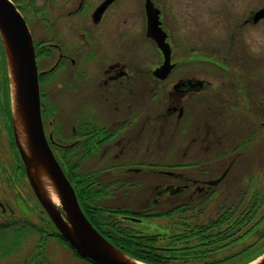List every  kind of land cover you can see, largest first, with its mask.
<instances>
[{"label": "flooded vegetation", "instance_id": "af4514ba", "mask_svg": "<svg viewBox=\"0 0 264 264\" xmlns=\"http://www.w3.org/2000/svg\"><path fill=\"white\" fill-rule=\"evenodd\" d=\"M11 1L34 40L46 136L73 184L97 172L109 200L142 213L121 217L178 226L157 245L168 264H230L264 245V0ZM3 59L0 223L16 207L6 184L36 210ZM63 103L75 106L59 119Z\"/></svg>", "mask_w": 264, "mask_h": 264}, {"label": "water", "instance_id": "95a60500", "mask_svg": "<svg viewBox=\"0 0 264 264\" xmlns=\"http://www.w3.org/2000/svg\"><path fill=\"white\" fill-rule=\"evenodd\" d=\"M105 6L102 4L98 8L96 17L103 13ZM147 16L150 28L158 29L160 33L157 11L149 3ZM159 33L155 32L154 36L159 46L164 48L165 37ZM0 38L10 80V108L15 141L30 185L56 227L55 234L78 255L94 264H147L110 242L83 211L76 190L46 136L41 110V73L38 70L34 40L25 18L11 0H0ZM20 130L25 137V146L20 141ZM44 175L51 180L58 194V205L52 202L44 189L41 180ZM122 219L139 222L138 218L132 216H122ZM255 261V264H264V252L246 264Z\"/></svg>", "mask_w": 264, "mask_h": 264}, {"label": "trees", "instance_id": "16d2710c", "mask_svg": "<svg viewBox=\"0 0 264 264\" xmlns=\"http://www.w3.org/2000/svg\"><path fill=\"white\" fill-rule=\"evenodd\" d=\"M0 48L3 58H5L1 39ZM80 177L81 182L79 185L72 184L76 190L83 211L93 225L110 242L131 257L147 264H166V253L157 246L160 241L159 238H154L152 234L143 232L135 227V225L124 221L121 217V215L131 214L139 216L142 213H138V211L132 212L131 209L109 200V194L107 196L105 195L104 185L100 182L97 172L91 173L89 177L87 175ZM70 181L72 182L71 179ZM111 182L112 179L109 177L105 189H111L113 187ZM251 207L253 206L251 205ZM45 227L56 230L51 220L47 224L43 225L41 223L39 226L16 218L3 220L0 223V261L8 258L16 251L19 245L18 236L27 231L36 232L39 236V246L44 247L46 242ZM51 235L57 236L55 232L51 233ZM60 239L67 244L62 238ZM68 247L71 248L69 245ZM74 253L76 256L82 258L75 251ZM87 261L94 264L89 260ZM23 264H49V260L45 257L43 251H39L31 260H25Z\"/></svg>", "mask_w": 264, "mask_h": 264}, {"label": "rangeland", "instance_id": "374dc122", "mask_svg": "<svg viewBox=\"0 0 264 264\" xmlns=\"http://www.w3.org/2000/svg\"><path fill=\"white\" fill-rule=\"evenodd\" d=\"M186 8V5L182 2V11ZM187 28H191V25H188ZM193 28V26H192ZM5 61L3 59L2 50L0 48V119L3 116V111L5 108L4 99L6 97L5 92ZM8 69V67H7ZM78 104V103H77ZM75 105H72L71 103H63L59 104L58 110H59V119L63 118L65 115L69 114L72 108ZM9 107L10 102H9ZM51 105H47V112L45 113V117L47 123L50 119H53L51 115ZM11 110V109H10ZM50 129H52L53 125H48ZM178 140V137L176 136L174 138V141L172 140V143L176 142ZM227 142V141H226ZM258 182V181H257ZM6 186L7 193L11 199V202L16 205L14 210L12 211L9 216L6 218H16L24 221H28L32 224H35L37 226L47 224L50 220L47 213L44 211L38 200L36 199L35 194L33 193L29 180L27 176H23L21 180V187L23 188V191L27 194L29 200L36 206V210H32L27 203H25L22 198L18 195L16 190L11 187L10 185H4ZM16 198V199H15ZM16 200V201H15ZM143 199H140L136 202H133V206L135 209H142L144 208ZM42 216V219L41 217ZM139 222H131L130 220L123 219L124 221H128L130 224L135 225L137 228L142 230L145 233L154 234L158 236L160 241L161 239L165 238L167 234H170V232H174V229L178 226L173 225L172 222H170L166 217L161 218H151V219H145V218H138ZM175 226V228H174ZM264 226L258 227V229L262 230ZM46 231V242L44 244V247L39 246V236L34 231H27L24 234L18 236V246L16 248V251L11 254L8 258L3 259L0 261V264H23L25 260H31L36 253L39 251H43L45 257L49 260V264H91L87 260H84L78 256L75 255L74 251L68 247L67 244H65L59 237L51 235V233H54L55 230H51L48 227H45ZM173 234V233H172ZM163 237V238H162ZM258 240L256 234H252L244 243H255ZM264 252V245L260 248H254L250 251V253L246 256V258L241 259L240 261H236L234 263L230 264H246L251 259L257 257L258 255L262 254ZM166 264H168L167 261H165ZM170 264H177V262H171Z\"/></svg>", "mask_w": 264, "mask_h": 264}, {"label": "bare ground", "instance_id": "6f19581e", "mask_svg": "<svg viewBox=\"0 0 264 264\" xmlns=\"http://www.w3.org/2000/svg\"><path fill=\"white\" fill-rule=\"evenodd\" d=\"M20 141L22 145L25 146V137L24 134L21 132V130H20ZM41 180L49 198L52 200L54 204L58 205L60 203V200L51 180L45 175L41 177ZM255 263H257V261L252 262L251 264H255Z\"/></svg>", "mask_w": 264, "mask_h": 264}]
</instances>
